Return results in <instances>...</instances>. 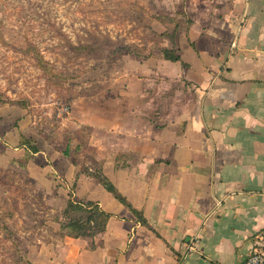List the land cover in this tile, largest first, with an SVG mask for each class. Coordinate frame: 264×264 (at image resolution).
Instances as JSON below:
<instances>
[{
    "label": "crops",
    "instance_id": "crops-1",
    "mask_svg": "<svg viewBox=\"0 0 264 264\" xmlns=\"http://www.w3.org/2000/svg\"><path fill=\"white\" fill-rule=\"evenodd\" d=\"M202 2L187 4L175 43L163 37L178 61L160 49L82 102L83 141L71 131L41 150L19 133L51 177L48 196L110 214L96 237L38 241L32 264H240L264 247V0H225L204 19ZM93 162L148 226L84 173Z\"/></svg>",
    "mask_w": 264,
    "mask_h": 264
},
{
    "label": "rangeland",
    "instance_id": "rangeland-1",
    "mask_svg": "<svg viewBox=\"0 0 264 264\" xmlns=\"http://www.w3.org/2000/svg\"><path fill=\"white\" fill-rule=\"evenodd\" d=\"M202 1L0 0V264H32L28 249L63 238L56 220L66 203L47 195L51 177L19 133L41 150L63 148L71 131L83 141L82 102L113 93V79L157 54L163 37L175 43L192 22L187 4ZM209 1L203 19L230 6Z\"/></svg>",
    "mask_w": 264,
    "mask_h": 264
},
{
    "label": "trees",
    "instance_id": "trees-1",
    "mask_svg": "<svg viewBox=\"0 0 264 264\" xmlns=\"http://www.w3.org/2000/svg\"><path fill=\"white\" fill-rule=\"evenodd\" d=\"M161 55L164 59L170 61H178L174 51L161 49ZM94 169L92 171L84 170V173L96 179V181L113 197L134 213L137 219L144 225L148 226L146 220L140 215L128 201L117 191L112 183L103 175L100 166L93 162ZM61 219H57L61 236L70 238H93L105 231L106 223L110 218V214L102 211L97 203L92 201H75L68 199L65 206L61 210Z\"/></svg>",
    "mask_w": 264,
    "mask_h": 264
},
{
    "label": "built area",
    "instance_id": "built-area-1",
    "mask_svg": "<svg viewBox=\"0 0 264 264\" xmlns=\"http://www.w3.org/2000/svg\"><path fill=\"white\" fill-rule=\"evenodd\" d=\"M240 264H264V247L258 244Z\"/></svg>",
    "mask_w": 264,
    "mask_h": 264
}]
</instances>
